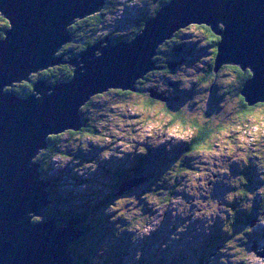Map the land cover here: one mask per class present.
Instances as JSON below:
<instances>
[{"label":"rangeland","instance_id":"1","mask_svg":"<svg viewBox=\"0 0 264 264\" xmlns=\"http://www.w3.org/2000/svg\"><path fill=\"white\" fill-rule=\"evenodd\" d=\"M158 1L117 0V7L107 11L105 31L129 36L142 15L154 14ZM181 30L178 43L191 50L188 62L174 64L172 72L157 69L142 81V92L130 91L123 100L110 92L113 89L90 96L88 104L81 105V112L95 132L69 128L53 140L60 154L50 159L43 177L52 179L50 189H56L57 202L45 210L61 213V224L72 217L67 214H82L81 222L89 227L87 237L73 245H78L82 259L87 258L86 264H264V215L258 223L254 217L250 222V237L259 242L252 243L256 254L246 253L245 245L239 243L246 227L241 223H235L238 234L230 245L212 250L208 240L220 228L226 233L222 240L227 237L223 225L236 208L251 215L264 209V106L256 108L248 120L239 118L240 106L234 94L239 87L237 73L223 64L217 79L207 81L212 48L196 24ZM77 40L65 43L67 47L57 52L67 61L57 68L64 65L74 71L69 61L74 57L70 52L81 49ZM51 69L31 77L39 80ZM150 89L161 98L152 97ZM227 90L232 95L225 96ZM171 96L180 97L177 105H171L184 109L185 125L173 121L167 111L164 98ZM193 122L218 129L209 145L189 153V142L197 133ZM140 159L145 164L139 176L131 174ZM180 162L184 167L176 168ZM128 173L132 187L120 196L121 177ZM242 173L253 182L246 196L241 185H236ZM160 187L174 188L166 202L153 194L152 188ZM29 216L33 222L48 219L46 215ZM212 216L220 219L213 221ZM103 221L108 234L97 228ZM116 253L120 258L113 255Z\"/></svg>","mask_w":264,"mask_h":264},{"label":"water","instance_id":"2","mask_svg":"<svg viewBox=\"0 0 264 264\" xmlns=\"http://www.w3.org/2000/svg\"><path fill=\"white\" fill-rule=\"evenodd\" d=\"M106 3L0 0V12L10 22L0 39V264H77L70 247L85 235L81 218L61 224V217L33 222L29 216L43 215L53 203L52 182L43 177L37 157L50 136L82 128L81 105L90 96L109 89L135 91L147 71L161 69L154 59L158 48L189 24L207 25L221 36L216 72L223 64L251 71L241 95L250 105L264 103V0H171L132 40L106 39L75 56L69 61L71 79L51 84L39 76L32 82L33 72L65 60L57 52L73 39L70 25ZM19 80L33 83L32 94L5 91ZM126 189L122 184L119 194Z\"/></svg>","mask_w":264,"mask_h":264},{"label":"trees","instance_id":"3","mask_svg":"<svg viewBox=\"0 0 264 264\" xmlns=\"http://www.w3.org/2000/svg\"><path fill=\"white\" fill-rule=\"evenodd\" d=\"M170 1L171 0H159L157 5H156L154 14L164 4H167ZM117 5H118L117 0H107V3L105 5L104 9H102L100 12H97L91 16L84 18V19L76 20L75 24L69 28V30L72 34V37H73L72 42L78 41L77 39H80V41H81V45H80L81 49L76 50V51L72 50V52H70L72 55H74V57L77 55L79 56L88 47L93 46L94 44L98 43L99 41H105L106 39H108V41L110 43L116 44L122 40H132L144 28L146 20L150 16H152V15H147V14L142 15L137 20V22L135 24H133L134 27H132V30H131V33L129 36L112 34L111 30H110L111 32L108 33L107 31H105V27H104L105 23L108 22L106 20L107 19L106 14H107V11H111V10L115 9V7H117ZM110 21L113 22V20H110ZM9 26H10L9 19L4 17V15H2V13L0 12V38L1 39H3L5 37V31L9 29ZM196 28L199 29L200 31H202V33L206 37V40H207L209 47L212 48L213 58L211 60L209 68L206 69L205 79L207 81L213 82L217 79V76H218L217 74L221 69L220 68L217 72L215 70V60H216V55L218 52V43L221 40V36L216 35L212 31V29L207 25H196ZM182 34H183L182 30L176 32L171 39L164 42V44L158 48V50H159L158 55H160V56L154 57V59H156L158 61L157 62L158 67H161V68H163L169 72H172L174 70V68H172V66H171L173 63L174 64H177L178 62L185 63V62H187V60H189L191 50H189V49L187 50L186 48L183 47L184 45L178 43V41L180 40L179 37ZM65 47H67V45H65L63 47V49H65ZM178 48H179V50H177ZM226 66H227V68H232L234 71L236 70L235 72L237 73L238 80H239L238 90L234 92V94L237 95L236 98H237L238 104L240 106L239 110H238V116H239V118H242L243 120H248V117L254 113L256 108L264 106V103H257L254 105H250L249 103H247L245 98L241 95V89L248 82V80L251 78L252 73L249 70L244 72L237 65H226ZM65 69L66 68L63 65V67L52 68L51 70L48 71L49 73H47V74L43 73L41 75L43 77L46 75L44 78L47 79L49 81V83L55 84L58 81H65L66 79L72 77L73 70L72 69H66L65 70ZM145 80H148V79L143 78V79L138 80V82H137L138 85L136 84L137 90H140L141 92L143 91L142 90L143 87H141V83H142V81H145ZM36 81H37V78L32 77V82H36ZM32 84L33 83L22 82L18 85H15L14 90L21 95L27 96L32 91V87H33ZM110 92L115 97H117L118 99H121V100H123L124 99L123 97H125L127 94L130 93V91H124V90H120V89L110 90ZM232 93H233V91H232ZM230 95H232L231 90H227L225 92V96H230ZM179 99H180L179 96H171V101H172L173 105H177ZM165 105L168 109L167 111H170L172 113L171 116H172L173 121H175L176 123H179V124H183V125H185L187 123L188 119L185 116L184 109H182L180 107L174 108L169 103H165ZM82 116H83V114H82ZM82 119H83V122L85 123V125L82 126V128L79 131L81 133L88 132L89 130H90V132L91 131L95 132L94 129L91 130L89 128V125H86L87 120L85 119V117ZM192 125L194 126V128H196L197 133L192 135V139L189 142V147L187 148V152H189V153H193V152L198 151L204 145H209L210 137L213 135V133L216 131V129H218V127L212 128L211 126H208V124L203 125V126H197L195 124V122H193ZM56 138H59V135L50 136L49 137V139H50L49 140L50 141L49 146L46 149H44L39 155L38 160L42 164L41 169H42L43 173H44L45 169H47L46 166L48 165L50 159L52 157L60 154L59 150L53 145V140ZM147 152H148V150L147 151L145 150V154ZM144 164H145V160H143V159L138 160L137 166L133 168L134 173L131 172V174H133V175L136 174V176H139L138 174H140L139 172L141 171L140 167L143 166ZM261 164H263V163L261 162ZM174 166L176 168L179 167V169L184 167L181 162L179 164L176 163ZM185 167L187 168V170H191L190 166H185ZM131 174L128 173L126 176L121 177L123 180H122V183L118 187L119 190H120V187L123 184V182L125 183L127 181H130L129 178L132 177ZM143 177H145L144 179H148L147 176H143ZM239 177H240V179L238 180L239 184H236V185H237V187H240V185H241V187H240L241 193H243V196H246L248 190L250 189L249 188L251 186L250 184H252L253 182H251L250 179H248L244 173H242ZM149 178H150V176H149ZM152 179L153 178H151L150 180H152ZM48 180H50L53 183L51 178L48 177ZM262 180L264 183V177ZM171 181H173V180H171ZM130 188H127V189H130ZM173 189L174 188L168 189L165 187H160L159 190L158 189L154 190V188H152L153 194L157 197H160V199H162V202H166L172 197L171 196L172 195L171 190H173ZM166 191H168V194H166ZM51 192L53 193V194H51V198L53 199V203L57 202V199L55 197L56 189L53 186H52ZM124 193L125 192H122L121 194H118V195L121 196ZM263 194H264V191H263ZM101 204H105V200L102 201ZM232 208H236V207L232 206ZM236 209L238 211L235 210V212H233V214L230 213L231 215L229 216L230 219L228 221V228L226 229L228 238L227 237L224 238L223 241H222V238L220 236H217V235L215 236L214 239L211 238L210 239V245L212 246L211 249L214 250L220 243L225 244V245H230L231 241L234 240L236 235L238 234V233L236 234L234 232V225H235V223H241L243 226H246L247 229H245L246 227L243 228L244 232L242 233V235L239 236V243L242 245H245L243 247L245 248L244 251L246 253H252L253 252L254 254H256V252L252 249V245L254 243L250 237V231H249V229H252L250 222H251V219L253 217V214L251 215V212L240 213L239 212L240 209H238V208H236ZM259 210H260V212L264 211L263 208H260ZM45 215L47 218H50L51 216L62 217L61 213L51 212L50 208L45 210ZM68 216L70 217L73 215L67 214L66 217H68ZM78 217H80L81 221H82V219H83L82 214H79ZM105 222L106 221H103L101 223H97V228L99 231H104L106 234H108L109 230L108 231L106 230L107 224ZM79 226L85 231L84 237H87L86 235L88 233L89 227L82 222L79 223ZM253 236H256V235H253ZM84 237H83V239H84ZM80 243H81V241H80ZM90 244H92V242ZM77 248H78V245H72L70 247V250L73 252V256L76 258V263L77 264H86L87 258L82 259V256L79 255ZM113 255L120 258V255H118V253L113 254ZM205 260H206V257H205Z\"/></svg>","mask_w":264,"mask_h":264},{"label":"bare ground","instance_id":"4","mask_svg":"<svg viewBox=\"0 0 264 264\" xmlns=\"http://www.w3.org/2000/svg\"><path fill=\"white\" fill-rule=\"evenodd\" d=\"M129 29V28H128ZM188 32V31H187ZM78 56V55H77ZM74 58V57H73ZM63 61V63H59V64H56V65H53V66H50V67H47V69H51V68H55L56 66H61L62 64H65V63H67V61L66 60H62ZM188 62V61H187ZM155 67H157V66H155ZM41 70H38V71H35V72H33L32 73V75H35V74H38L39 72H40ZM236 71V70H235ZM155 72H157V69H151V70H149V71H147L146 72V75L144 76V78H146V76L147 75H150V74H154ZM170 76V75H169ZM22 81L23 80H19V81H17V82H14V83H11V84H9V85H6L5 86V88H10V87H12L13 85H14V87H15V85H18L19 83H22ZM58 82H60V81H58ZM57 83V82H56ZM138 85V84H137ZM15 91V90H14ZM16 92V91H15ZM17 93V92H16ZM17 94H19V93H17ZM21 95V94H20ZM21 96H24V97H26L25 95H21ZM88 101H86L85 103H87ZM82 122H83V119H82ZM84 123V122H83ZM84 125H85V123H84ZM83 125V126H84ZM198 129V128H197ZM162 131V130H161ZM163 133V132H162ZM57 135H59V134H57ZM53 136V135H52ZM50 140V139H49ZM49 144H50V141H49ZM173 145V144H172ZM209 150V149H208ZM195 151V150H194ZM203 152V151H202ZM180 154V153H179ZM186 154V153H185ZM45 178V177H44ZM124 183V182H123ZM124 186L126 187V188H130L131 186H132V183L130 182V181H127V182H125L124 183ZM136 188V187H135ZM50 189V188H49ZM165 196V195H164ZM162 203V202H161ZM234 207V206H233ZM31 215H33V216H35L33 213H30ZM43 216H45V213L43 214V215H41V216H39V217H43ZM44 221V220H43ZM43 221H41V222H43ZM101 251V250H100ZM237 256V255H236Z\"/></svg>","mask_w":264,"mask_h":264},{"label":"flooded vegetation","instance_id":"5","mask_svg":"<svg viewBox=\"0 0 264 264\" xmlns=\"http://www.w3.org/2000/svg\"><path fill=\"white\" fill-rule=\"evenodd\" d=\"M0 39H1V38H0ZM168 103L171 105V103H172V101H171V97H170V100L168 101ZM171 106H172V105H171ZM259 213H260V214H259ZM257 214H258V215H257ZM261 215H264V211H263V212H260V210L257 209V212H256L255 214H253V217H254V219H255V221H256L255 223H258V221H261V220H262L261 217H260ZM212 217H213V221L219 218V217L215 218L214 216H212ZM253 217H252V218H253ZM214 218H215V219H214ZM219 219H220V218H219ZM228 221H229V219H228ZM222 222H224V221L222 220ZM225 223H226V222H225ZM225 223H224L223 226L225 227V228H224V229H225V232H227L226 229L228 228V223H226V224H225ZM222 234L226 235V233H222V228H220V229L218 230L217 233H215V232L213 233V235H212L211 238L214 239L216 235L222 237ZM211 238H209L208 240L210 241ZM252 240H256V242H253V243H255V244H259V242H258L257 239H252ZM222 241H223V240H222ZM222 241H221V242H222ZM222 245H223V244L220 243L217 247H220V246H222ZM211 247H212V246H211ZM205 257H206V256L202 257V259H205ZM208 260H209V259H208Z\"/></svg>","mask_w":264,"mask_h":264}]
</instances>
